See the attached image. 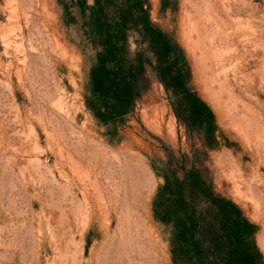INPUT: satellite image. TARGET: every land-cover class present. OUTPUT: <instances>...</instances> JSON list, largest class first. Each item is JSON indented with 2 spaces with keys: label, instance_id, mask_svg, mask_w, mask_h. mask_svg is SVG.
Masks as SVG:
<instances>
[{
  "label": "rangeland",
  "instance_id": "374dc122",
  "mask_svg": "<svg viewBox=\"0 0 264 264\" xmlns=\"http://www.w3.org/2000/svg\"><path fill=\"white\" fill-rule=\"evenodd\" d=\"M162 1L148 0L150 18L184 48L221 130L208 176L257 226L264 258V0ZM208 2L230 34L215 49L194 30L209 26ZM82 3L0 0V264H172L169 230L151 210L163 182L153 166L175 165L190 142L150 68L121 122L87 110L97 50L86 26L94 1ZM136 38L129 32L131 54Z\"/></svg>",
  "mask_w": 264,
  "mask_h": 264
},
{
  "label": "trees",
  "instance_id": "16d2710c",
  "mask_svg": "<svg viewBox=\"0 0 264 264\" xmlns=\"http://www.w3.org/2000/svg\"><path fill=\"white\" fill-rule=\"evenodd\" d=\"M93 1L86 26L97 51L85 94L87 110L102 125L118 124L133 113L150 68L190 142V151L181 153L175 165L153 166L163 182L151 210L169 230L172 264H264L255 241L257 226L216 192L208 176V154L221 147V130L193 86L184 48L151 20L148 0H121L116 6L114 0ZM161 5L165 8V0ZM129 32L137 35L133 54Z\"/></svg>",
  "mask_w": 264,
  "mask_h": 264
},
{
  "label": "bare ground",
  "instance_id": "6f19581e",
  "mask_svg": "<svg viewBox=\"0 0 264 264\" xmlns=\"http://www.w3.org/2000/svg\"><path fill=\"white\" fill-rule=\"evenodd\" d=\"M209 5H210V3L208 2L207 4H206V6L204 7V9H205V11L207 12L206 13V16L204 17V20H206L205 22H208L209 23V26L208 25H206V26H201V27H199L196 23H194V30H195V32L199 35L198 36V38L200 37V38H204L205 39V36L204 35H206V38H210V45H211V47H214V49L218 46L217 44H215L216 43V41H218V42H220L221 41V38H222V36H223V34L224 35H226V37H227V39L229 38V36H230V34L227 32V29L228 28H226V24H225V22L222 20V18L220 17V15H218V13L216 14V13H211L210 12V9H209ZM225 12V14L226 15H229V9H227V10H225L224 11ZM215 14V15H214ZM27 16V15H26ZM29 16V15H28ZM27 16V17H28ZM26 17V18H27ZM29 18V17H28ZM228 19H229V17H228ZM25 20V19H24ZM29 20V19H28ZM27 21V20H26ZM220 22V23H219ZM27 23V22H26ZM28 24V23H27ZM205 25V24H204ZM193 29V28H192ZM208 31V32H207ZM210 31V32H209ZM192 33H194V31L192 32ZM194 35V34H193ZM189 36V35H188ZM197 36V35H196ZM197 38V40H199ZM196 40V39H195ZM231 41L233 40V39H230ZM194 42L195 41H193V44H194ZM202 42H204L203 41V39H202ZM201 42V43H202ZM240 42H242V41H240ZM195 44H196V42H195ZM192 45V44H191ZM197 45V44H196ZM201 45H203V43L201 44ZM200 45V46H201ZM15 47V46H14ZM192 47H194V45L192 46ZM196 48H197V46H196ZM204 49H205V47H204ZM208 49V48H207ZM206 49V50H207ZM218 50V49H217ZM208 51V50H207ZM195 52V51H194ZM192 53V52H191ZM215 53V52H214ZM217 53V52H216ZM194 54V53H193ZM196 56V55H195ZM215 62H216V64L217 65H220L221 67H222V65H223V60H221L219 57H216V60H215ZM199 63V62H198ZM202 63V62H201ZM200 65V64H199ZM201 68V67H200ZM223 68V67H222ZM217 69H219V68H217ZM223 70V69H222ZM214 75V74H213ZM218 75V74H217ZM205 84V83H204ZM222 84V83H221ZM224 84V83H223ZM221 86V85H220ZM220 88V87H219ZM218 88V89H219ZM223 88H224V85H223ZM208 89V88H207ZM209 92V91H208ZM210 92H211V90H210ZM219 92V91H218ZM221 92V91H220ZM207 93V92H206ZM220 94V93H219ZM230 95V94H229ZM219 96V95H218ZM218 99V98H217ZM215 100V102H216V99H214ZM213 100V101H214ZM53 101V100H52ZM219 102H220V100H219ZM217 103H218V101H217ZM232 103V102H231ZM213 104H215V103H213ZM220 104V103H219ZM216 106H218V105H216ZM234 106V105H233ZM235 107H236V105H235ZM225 108H226V106H225ZM234 108V107H233ZM220 109V108H219ZM224 109V108H223ZM228 109V108H227ZM227 109H225V110H227ZM230 109V108H229ZM228 109V110H229ZM221 111V110H220ZM230 111V110H229ZM222 112V111H221ZM231 112H236V111H231ZM237 113V112H236ZM229 115V114H228ZM232 116H234V114L232 115ZM236 116H239V115H236ZM242 116V115H241ZM240 116V117H241ZM243 116H245V115H243ZM242 116V117H243ZM248 122H247V125H246V123H244L246 126H248V127H252L253 125V123L254 122H252V119H248L247 120ZM254 121V120H253ZM244 122V121H243ZM243 124V125H244ZM255 124H256V122H255ZM258 124V123H257ZM244 125V126H245ZM245 126V127H246ZM239 127V126H238ZM243 127V126H242ZM257 127V126H256ZM247 128V127H246ZM256 129V128H255ZM263 129V128H262ZM244 130V129H243ZM250 131H251V128H250ZM238 132V131H237ZM248 132H249V129H248ZM255 132V131H254ZM71 134V133H70ZM245 134H246V132H245ZM248 134V133H247ZM250 134V133H249ZM248 134V135H249ZM250 136V135H249ZM243 137V136H242ZM242 139H244V138H242ZM250 139V138H249ZM237 171V170H236ZM235 171V172H236ZM238 174V173H237ZM247 181V180H246ZM244 185H245V187H246V190H247V192L249 191V193L250 194H252L255 198H257V199H259L260 201H261V199L263 198H261V194L257 191V189L252 185V183L251 182H245L244 183ZM239 187V186H238ZM232 189H234V188H232ZM236 189V188H235ZM235 189H234V191H235ZM237 190V189H236ZM236 192V191H235ZM239 192V191H238ZM243 192V191H242ZM241 194V193H240ZM248 194V193H247ZM245 195V194H244ZM246 196V195H245ZM245 198V197H244ZM243 198V199H244ZM247 198V197H246ZM242 200V199H241ZM256 202V201H255ZM254 203V202H253ZM257 206V205H256ZM262 207V206H261ZM86 208V207H85ZM89 208V207H88ZM87 209V208H86ZM258 210V209H257ZM88 211H89V209H88ZM86 213V212H85ZM94 214V213H93ZM261 214V213H260ZM259 214V215H260ZM89 216V215H88ZM260 219V218H259ZM264 243V242H263ZM123 254V253H122Z\"/></svg>",
  "mask_w": 264,
  "mask_h": 264
}]
</instances>
